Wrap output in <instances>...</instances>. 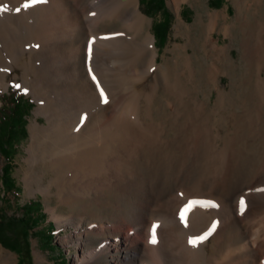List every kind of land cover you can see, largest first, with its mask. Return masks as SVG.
<instances>
[{"label":"rangeland","instance_id":"obj_1","mask_svg":"<svg viewBox=\"0 0 264 264\" xmlns=\"http://www.w3.org/2000/svg\"><path fill=\"white\" fill-rule=\"evenodd\" d=\"M136 1L140 12L147 19L145 31L138 37L143 39L146 32L153 35L157 51L155 62L158 68H153V73L143 82L133 84L117 79L110 80L112 83L109 80L106 82L102 73L100 75L98 72L100 67L123 62L120 56L116 57V53L106 50L104 44L96 42L93 37L86 38L80 63H84L86 76L95 92L90 99L91 104L86 105L83 111L88 114L92 110L98 111L106 107L112 113L124 115L123 103L126 104L134 85L139 93L138 120L126 117L129 121L133 120L132 123L139 129L142 127V132L152 122L164 125L163 138L170 140V146L173 148L171 154V147L162 150L145 139L146 142L142 143L131 160L122 166L117 178L102 186L98 195L80 194L81 196L72 198L68 193L59 192L56 185H52L46 192L45 186L49 184L53 173L44 162L30 164L28 152L30 125L36 118L38 122L45 123V116L35 114L37 102L33 94L23 88L22 79L25 78L20 67H14L7 72L4 80L8 86L0 88V107L5 105L9 108L12 95H20L31 103L25 117L26 135L18 142L10 164L11 177L17 191L6 192L0 188V218L6 215L13 219L14 228L25 237L29 245L31 264H77L76 255L80 254L81 250L87 251L96 247L101 240L100 235L88 234L82 245L77 244L74 238L64 241L65 235L73 231V224L58 225L53 215L72 216L74 221L80 220L85 225H120V230L125 231L129 229L127 217L132 213L138 196L146 185L166 188L176 182L192 188L199 179H206L207 134L210 129L211 135L213 134L211 146L218 150L219 159H225L222 155L225 147L233 149L234 153L230 155L233 183L238 180L250 181L261 173L264 165V0H163L170 23L166 42L161 47L156 42L153 26L164 19V13L157 11L151 15L141 0ZM26 3L30 4V0H0V4L4 5V12L8 6L13 10L8 20L14 21L12 23L15 25L12 36H7L9 52H1L0 63H10L16 57L19 59L22 53L26 55L27 60H32L31 63H51L55 66L60 62L64 63L65 59L56 54L53 46L50 49L47 46L41 47L40 42L32 38L33 33L39 31L36 23L39 22L38 11L42 3L24 7ZM17 8L20 10L16 11ZM94 13L95 11H91L88 16ZM178 24L181 28L177 31ZM101 27L121 28V21L107 20ZM258 48L263 49L262 57L254 55ZM118 60L120 61L117 62ZM159 68H169L172 73L169 81H182L181 86L186 88L187 110L179 117L180 124L170 115L172 105L167 103L169 93L164 92ZM156 78L159 86L154 90L150 89V83ZM17 85L19 87H16ZM101 90L107 97V103L102 101ZM192 103L199 105L202 114L195 117L197 122L194 121V125L187 122L185 126L182 121H185V118L190 121ZM193 135L196 157L188 154L185 149V144H190ZM4 163L5 159L0 155V174ZM28 172L34 174L35 179H40L38 184L33 181L30 188L24 180ZM207 185L205 183V186ZM251 193L264 194V187L236 193L235 199L232 198L238 219L244 218ZM200 195L196 197L199 200L185 199L184 203H181L183 207L180 205L174 215L152 218L150 225L154 224L157 228L179 223L184 227L194 225L193 219L200 213L197 210L205 211L207 207L206 211L211 220H208L210 224L207 222L205 225H220L223 222L218 213L222 207L220 197L201 193ZM241 199L246 203L243 212ZM31 200L40 202L46 215L39 219L41 222L38 225H27L25 228L20 220L23 216L21 206ZM196 205L198 207H195ZM182 212L184 219L181 218ZM49 222L52 223V228ZM48 233H52V240L47 236ZM188 237L193 239L199 236L192 234ZM207 242L211 245L212 239L209 238ZM112 260L110 254H105L100 256L95 264H111ZM0 264L22 263L14 250L4 247L0 242Z\"/></svg>","mask_w":264,"mask_h":264},{"label":"bare ground","instance_id":"obj_2","mask_svg":"<svg viewBox=\"0 0 264 264\" xmlns=\"http://www.w3.org/2000/svg\"><path fill=\"white\" fill-rule=\"evenodd\" d=\"M91 11L95 13L88 16ZM12 12L9 6L4 12V5L0 4V55L1 52L8 53L7 49H10L7 36H12L15 30L14 21L8 20ZM38 14L39 22L36 25L39 31L32 32V38L40 42L41 47L50 49L53 46L56 54L65 59L64 63L60 62L57 66L31 63L32 60H27L26 55L20 53L19 59L16 57L10 63H0V88L8 86L4 80L7 72L20 67L25 78L22 79L23 88L32 93L37 102L35 114L45 116V123L38 122L37 118L31 123L28 146L30 164L44 162L53 173L45 191L56 185L59 192L68 193L72 198L80 194L98 195L102 186L117 178L122 166L131 160L145 139L162 150L171 147V142L163 138L165 128L161 123L152 122L144 129L147 133L144 134L143 123L140 130L133 120L129 121L126 117L138 120L139 93L134 85L126 104L123 103L124 115L112 113L106 107L84 114L83 108L91 104L90 99L95 92L86 76L84 63H80L86 38L93 37L96 42L104 44L106 50L116 53V57L120 56L123 62L118 60L119 63L98 68L106 82L117 79L134 84L146 81L153 68L157 67L154 37L150 32H146L143 39L138 37L145 31L147 19L140 12L136 0H46ZM107 20H120L121 28H102L101 24ZM180 28L178 24L177 31ZM262 52L263 49L258 48L254 55L262 57ZM170 74L169 68L160 69L164 92L170 95L167 96V103L172 105L170 115L180 124L179 117L187 110L186 88L177 79L170 82ZM150 86V89H156L159 86L158 78ZM191 108L190 121L188 118L182 121L185 126L187 122L194 125L195 117L202 114L198 104L192 103ZM212 135L211 129L208 130V177L199 179L192 188L176 182L166 188L146 185L127 217L129 229L122 231L120 225L101 223L85 225L80 220L74 221L72 216L53 215L58 225L73 224V231L65 235L64 241L74 238L77 244L82 245L88 234L101 236L99 244L87 251L81 250L75 262L95 264L100 256L110 254L113 258L111 264H264V194H249V206L243 219L236 217L232 205L236 193L264 187V165L258 177L233 183L230 159L233 149L225 147L221 153L225 159H219L218 150L211 146ZM194 138L193 135L190 144H185L191 156L196 155ZM172 152L173 148L170 154ZM24 180L30 188L33 181L38 184L40 179H35L34 174L28 172ZM205 183L208 185L205 186ZM200 193L218 195L222 201L218 213L223 222L216 225L207 239L193 246L188 237L192 234L200 237L211 230L212 225H205L210 219L206 205L205 211L197 210L200 213L193 219L194 225L184 227L177 223L160 228L150 225L152 218L176 214L185 199L200 197ZM153 226L156 243L151 242ZM209 238L212 239L211 245L207 242Z\"/></svg>","mask_w":264,"mask_h":264},{"label":"trees","instance_id":"obj_3","mask_svg":"<svg viewBox=\"0 0 264 264\" xmlns=\"http://www.w3.org/2000/svg\"><path fill=\"white\" fill-rule=\"evenodd\" d=\"M141 2L151 15L157 11L164 13V19L153 26L156 42L161 47L166 42L170 23V17L165 12L164 2L163 0H141ZM9 103V108L5 105L0 107V155L5 159L1 168L0 188L6 192L17 191L11 177L10 164L18 142L26 135L25 117L31 105L20 95H12ZM21 210L23 216L20 220L25 228L27 225L32 227L38 225L41 222L39 219L46 215L42 211L40 202L35 200L23 204ZM48 224L52 228V223ZM47 236L52 240V233H48ZM0 242L4 247L14 250L18 254L22 264H31V254L25 237L14 228L13 219L6 215L0 218Z\"/></svg>","mask_w":264,"mask_h":264},{"label":"snow or ice","instance_id":"obj_4","mask_svg":"<svg viewBox=\"0 0 264 264\" xmlns=\"http://www.w3.org/2000/svg\"><path fill=\"white\" fill-rule=\"evenodd\" d=\"M43 2H46V0H30V4H29V3H26V4L24 5V7H29V6H31V5H35V4H37V3H43ZM19 10H20L19 8L16 9V11H19ZM90 51H91V49H90ZM93 79H95V77H93ZM16 87H19V86L17 85ZM100 95H101V97H102V101H103L104 103H107V102H108V101H107V97H106V95L104 94L103 90H101ZM240 206H241V211L243 212L244 208L246 207V203H245V201H244L243 199L240 200ZM181 218L184 219V214H183V213L181 214ZM215 227H216V225H215V223H214V224L212 225L211 230H210L208 233H206V234L203 235V236H200V237H197V238L190 239V240H189V243L192 244L193 246H196L198 243H200V242H202L203 240L207 239V237H208L209 235H211V232L215 230ZM151 242H152V243H156V238H155V226H153V237H152V241H151Z\"/></svg>","mask_w":264,"mask_h":264}]
</instances>
